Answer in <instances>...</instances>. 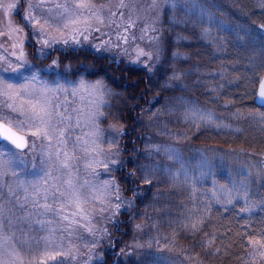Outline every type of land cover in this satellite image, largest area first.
<instances>
[{
	"label": "snow or ice",
	"instance_id": "1",
	"mask_svg": "<svg viewBox=\"0 0 264 264\" xmlns=\"http://www.w3.org/2000/svg\"><path fill=\"white\" fill-rule=\"evenodd\" d=\"M259 6L264 8V0H259ZM19 7L20 0H0V14L7 20L4 25L7 31L0 30V37L7 35L13 41L11 56L15 58V62H12L8 57L0 55V64H6L0 66V264H49V262L67 264L68 258L76 261L79 256V248L72 242L74 239H82L77 235V227L84 229L94 238L97 237V233L103 234L107 231L90 226L91 217L85 206L90 202L99 201L102 205L99 211L108 210L114 216L120 211V193L124 190L114 178L104 180L100 184L88 179L81 182L78 178V170L73 164L77 159L76 151L79 149L86 153L85 167L93 177L99 176L96 171L99 166H103L106 173L114 172L121 166L117 138L125 133L122 127L109 126L114 135L108 139V145L110 149L115 148V151H110L105 156L100 147L105 132L99 125L106 115L103 109L111 107L108 103L111 92L102 80L90 83L81 77L76 81L64 80L61 83L56 80L50 83L38 72L24 74L31 68L24 50L28 34L25 33L24 27L14 25L12 21L14 10H18ZM105 7V5L97 7L92 0H71L70 3L68 0L64 2L35 0V3L28 0L23 20L25 26L31 27V35L36 39V43L41 45L38 49L40 58H46L45 48L61 42L68 45L69 38L74 44L79 45L81 37L87 41L91 32L100 31L99 28L93 27L92 21L95 20L98 24L105 23L103 15ZM125 7L127 5L124 0H120L117 8ZM152 7H160L162 13L169 10L173 14L182 12L185 23L191 22L193 25L201 26L202 39H209L213 28L218 33L224 31L225 21H218L211 11V8L215 7L223 15L218 5L209 6L201 3L200 0H164V4L160 5L158 0H153ZM116 15V12L111 13L112 17ZM119 15L123 19V12ZM114 22V20L108 21L110 24ZM0 24L3 22L0 21ZM134 26L135 21L129 20L127 27ZM148 30L146 26L145 31ZM151 31L157 30L153 27ZM118 38L125 44L128 42L127 28L124 35ZM152 39L159 41L158 36ZM226 39L227 37L218 36L212 38L210 42L216 44L218 50H222ZM217 40H219L218 44ZM235 40L243 44L249 42L255 44L258 41L260 51L264 55V23H261L258 29L244 30L243 34L237 31ZM135 52L136 57L132 63H137L141 57H146L144 67L149 73L153 72L154 66L150 63L154 58L152 52H146L142 48H136ZM178 55L173 53L174 58ZM57 62L53 59L52 65H56ZM259 68H264V60L261 61ZM183 75L182 72L173 71L169 79L178 81ZM165 86L169 85L166 83ZM69 89L73 101L76 102L74 107L70 106L67 100ZM61 95L64 96V100L60 99ZM256 95L264 104V76L259 78ZM252 113L264 125V112L251 109L250 114ZM234 116L238 119L243 118L240 110H237ZM184 118L195 123L198 128L201 125H212L217 120L213 112L195 106L185 108ZM221 126L230 127V125L217 124V127ZM82 127L88 128V133L84 138L77 136L72 150L69 151L70 131ZM37 142L41 144L39 149L41 166L37 168L34 157L32 170L28 171L22 153L29 149L35 153ZM161 152L172 164H179V168L173 171L170 165L160 163L141 165L137 171L141 174L140 178L143 182L151 184L161 172L170 175L173 180H178L183 174L187 181L188 174L182 163V157L172 146L151 145L147 155L150 157ZM128 175L135 176L136 173L131 172ZM133 191L135 194V190ZM195 191L193 187V192ZM20 193L23 195L21 196ZM212 196L216 198V202L228 204L234 199L243 198L245 206L240 211H251L248 192L243 184L228 188L219 195L213 191ZM113 200L116 201L114 205ZM104 205L111 207L106 208ZM14 207L27 208V212L23 217H17ZM201 212H211L210 203L205 205ZM57 218L62 227L55 226ZM205 220L203 214L196 215L193 211L189 213L183 227L195 235L202 231ZM21 222H27L29 229L27 232L20 229L21 235H17V225ZM33 232H42L45 235L37 237L32 235ZM64 233H67L68 237L67 246H65ZM215 239L216 237L213 236L202 242V246H214ZM96 242L95 240L91 244L85 242L83 246L94 248ZM132 247L141 249L143 245L137 243ZM247 249L250 259L245 260L244 264H264V226H261L255 234L248 235ZM216 251L219 252L220 249L217 248ZM92 261L93 257L89 255L84 264H92Z\"/></svg>",
	"mask_w": 264,
	"mask_h": 264
},
{
	"label": "trees",
	"instance_id": "2",
	"mask_svg": "<svg viewBox=\"0 0 264 264\" xmlns=\"http://www.w3.org/2000/svg\"><path fill=\"white\" fill-rule=\"evenodd\" d=\"M200 2L220 7L223 15L215 7L211 11L218 21H225L224 31L218 33L213 28L210 38L202 39L201 26L185 23L184 19L172 24L171 21L181 17L180 12H164L162 60L153 77L122 61L100 59L89 53L65 54L62 58V64H70L72 74L84 75L91 81L102 80L110 90L111 118L125 127L121 149L126 164L118 171L117 182L127 197L133 190L142 193L137 205L116 217L115 225L111 226L112 244L103 252L106 264H244L250 259L246 251L248 235L264 226V214L255 222H245L236 207H214L206 195L199 193L196 194L200 199L195 200L188 182L173 180L161 172L151 184H146L137 171L146 161L157 160L156 163L166 165L161 153L147 155L148 145H153L148 138H153L156 145L172 146L184 158L206 148L218 149L227 162L237 157L234 161L242 165L259 162L264 169V125L254 113L250 114L251 109L264 112L254 104L259 78L264 75V68L258 69L264 55L258 41L243 44L235 40L237 31L243 34L244 30L258 29L264 23V8L259 6V0ZM218 36L227 37L222 50L210 42ZM173 53L179 55L174 58ZM173 71L184 75L178 81L170 80ZM168 104L178 106L179 112L186 105L213 112L216 123L198 128L193 122L191 126L179 119L177 122L167 109ZM237 110L242 112V119L234 116ZM155 111L160 114L158 123L162 122L157 133L150 132L142 120L150 122ZM173 129L178 131L177 138ZM128 162L132 163L129 171ZM131 172L136 175H128ZM209 203L211 212L202 213L201 209ZM193 211L206 217L202 231L195 235L183 227ZM213 236L214 246H202ZM172 240L175 257L162 250L173 249V245L161 248V244ZM137 243L143 248L132 247Z\"/></svg>",
	"mask_w": 264,
	"mask_h": 264
},
{
	"label": "rangeland",
	"instance_id": "3",
	"mask_svg": "<svg viewBox=\"0 0 264 264\" xmlns=\"http://www.w3.org/2000/svg\"><path fill=\"white\" fill-rule=\"evenodd\" d=\"M28 0H20V7L18 10H14L12 21L13 24L19 27H24L25 33L28 34L27 41L25 43V52L27 54V60L31 65L30 71H25V75H29L30 72H38L39 75L44 79L49 81L59 80L61 83L64 80L68 81H76L79 80L81 77L84 78L86 81L90 83H95V81H91L82 75L81 77H77L78 75L71 73L70 64H62L63 63V56L65 54H78V53H89L97 58L107 59L109 61H116V62H124L132 67H136L139 69L144 70L150 77L154 76L155 71L159 68L162 60L163 54V42L161 40L162 34V17L164 12H161L160 7H152L153 0H124V3L127 7L123 9L117 8V5L120 3V0H92V2L99 7L100 5H105V9L103 11V15L105 17L104 24H98L95 20L92 21L94 28H99L100 31H93L89 35V39L87 41L83 40L81 37V42L79 45L74 44L71 39L69 38L68 45H64L62 42L52 45L50 48H45L44 51L47 53L46 58H40V52L38 49L41 45L36 43V39L31 35V27L25 26V22L23 20L24 11L27 6ZM35 3V0H32ZM64 2V0H61ZM70 3L71 0H68ZM160 5L164 4V0H158ZM116 12V17H112L111 13ZM123 12V19H121L119 13ZM46 14V13H45ZM181 17L176 18L174 21H171L172 24H175L177 19H184V14L180 12ZM109 20H114V23H108ZM133 20L135 21V26L133 28H128V21ZM0 21L3 24H0V30L7 31L4 27L6 25L7 20L0 14ZM119 24V27H117ZM180 24V23H179ZM183 25V24H181ZM149 29L145 31V28ZM155 28L157 31L152 32L151 28ZM127 28V35H128V42L125 44L118 36H122L125 33V29ZM159 37V41H155L153 37ZM12 40L7 36L0 37V55H4L8 57L9 60L15 62V58L11 56L12 48ZM136 48H142L146 52H152L153 60L150 62L152 66H154L153 72L149 73L147 68L144 67V63L146 57H141L139 62L132 63V61L136 57ZM7 49V51H4ZM99 49V50H98ZM158 57V59H157ZM56 59L58 62L56 65H52V60ZM36 62V63H35ZM62 62V63H61ZM0 66H6V64H0ZM105 87L108 89L107 85L104 84ZM109 90V89H108ZM71 89H69V94L67 96V100L69 105L74 107L76 106V102L73 101L71 96ZM186 94V92H185ZM61 100H64V96H60ZM189 100H187L188 102ZM186 102V103H187ZM108 103L111 105V96L108 99ZM174 105V104H173ZM172 104L167 105V109L170 111V114L174 115V118L177 122L178 119L182 123H187L189 126L192 125V121L185 120L184 118V110L186 107H192L191 105L182 106L180 112L178 111V106H173ZM180 106V105H179ZM196 107V106H195ZM197 108V107H196ZM109 110V115L107 113ZM105 112V118L100 123V128L105 132V136L103 138V143L100 145L101 149L104 151L105 156L108 155L110 151H115V148L110 149L108 145V139L114 135L110 129V125H115L117 128L122 127L125 131V127L122 123L114 122L110 115V108L103 109ZM153 118L149 119H142L146 122L145 126L147 129H150V132L153 130L154 133L160 130L162 126V122L158 123V119L160 114L157 111L152 113ZM213 126L212 125H205ZM216 127V126H214ZM89 129L86 127L82 128H73L72 131L69 133V151L72 150V145L76 141V137L79 136L84 138L88 133ZM178 133L177 130L173 129V136L177 138L176 134ZM125 135L122 137L117 138V143L120 147V156L119 159L121 161V166L118 170L106 173L103 166H99L96 168V171L99 173V176L93 177L90 174V171L85 167L87 156L86 153L82 150L77 149L76 151V160L73 161L74 168L78 170L79 173V180L83 182V180H94L95 183L100 184L104 180H112L113 178L117 181V174L123 167H125V161L123 159V152L121 149V141L123 140ZM153 145H156V141L153 138H148ZM147 139V142H148ZM155 139V138H154ZM150 148V146L148 145ZM41 148L40 142L36 143L37 151L33 153L30 149L22 153L23 158L26 161V168L28 171L32 170V164L35 157V163L37 168H39L40 160H39V149ZM204 151L200 150L199 153L192 157L184 158L182 154V163L185 166L188 174V180L185 181V177L183 174L180 175L179 181L188 182V188L193 191V187H195L196 191L193 193V197L195 200L200 199V195L207 196L210 199L211 204L214 207H221V208H237V211L241 214L245 222H251L252 220H258V216L264 214V169L260 166L259 162H255L256 164H247L242 165L241 163L234 161L237 157L233 159H227L229 162L225 161L224 155L218 149H203ZM147 152V151H146ZM162 159L165 160L166 165H170L175 171L176 168H179V164H172L166 156L161 152ZM99 159H103V157H98ZM155 163L157 162L154 161ZM233 162V163H230ZM150 162L146 161L145 164ZM21 167H25L21 165ZM128 171L132 168V163L128 162L126 165ZM29 179L31 177H28ZM169 178L170 175H169ZM11 179V178H9ZM172 179V178H171ZM124 180L127 181V176L124 177ZM244 185L248 192V204L251 206L250 212H241L240 209L245 206V202L243 198L234 199L231 204L226 202L218 203L216 202V198L212 196V192L216 191L219 194L222 191L227 190L228 188L239 187ZM6 191V189H5ZM199 193V194H196ZM22 196L23 193H20ZM121 200L119 201L121 208L118 213L114 216L111 211H104L100 212L99 209L102 206L101 202L95 201L90 202L86 205V209L88 214L91 217L90 226L94 229H106L107 231L103 234L97 233V237L91 236L87 233L84 229L77 227L76 232L77 235L82 237L81 240H73L72 242L77 245L79 248V256L76 261H72L70 258L67 260V264H84V261L87 260L88 256L91 255L93 257L92 264H106L105 259L103 257V252L106 248H108L112 244V231L111 226L115 225L116 217L119 215L131 211L141 199L142 193L138 190L131 192V196L127 197L123 193H120ZM129 201H131V206H129ZM116 203L115 200L112 201L114 205ZM15 205V202H13ZM106 208H110V205H104ZM15 215L17 217H23L26 212L27 208L21 209L19 207L13 208ZM83 222V221H82ZM56 227H62V224L58 221L55 225ZM20 229H23L24 232H27L29 229V225L27 222H21L17 225V235H21ZM60 233H58L59 235ZM32 235L34 236H43L45 233L42 232H33ZM65 235V246H67L68 237L67 233ZM96 242V246L94 248H85L83 245L85 242L91 244L92 242ZM161 244V243H160ZM175 243H165L164 245L161 244L162 247L172 246L173 249H166L163 248L162 250L166 251L169 256L175 257L174 249ZM173 250V252L171 251ZM248 252V249L246 248ZM249 257V256H248ZM250 258V257H249ZM59 259V258H58ZM175 259V258H174ZM52 264V262H49Z\"/></svg>",
	"mask_w": 264,
	"mask_h": 264
},
{
	"label": "water",
	"instance_id": "4",
	"mask_svg": "<svg viewBox=\"0 0 264 264\" xmlns=\"http://www.w3.org/2000/svg\"><path fill=\"white\" fill-rule=\"evenodd\" d=\"M258 87H259V84H258ZM258 87H257V91H258ZM257 93V92H256ZM254 104L256 107L258 108H264V104L261 103L260 101V98L256 95L255 97V101H254Z\"/></svg>",
	"mask_w": 264,
	"mask_h": 264
}]
</instances>
